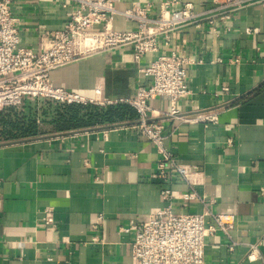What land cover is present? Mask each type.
I'll use <instances>...</instances> for the list:
<instances>
[{
    "label": "crops",
    "instance_id": "crops-1",
    "mask_svg": "<svg viewBox=\"0 0 264 264\" xmlns=\"http://www.w3.org/2000/svg\"><path fill=\"white\" fill-rule=\"evenodd\" d=\"M133 1L153 16L164 0H121L118 7ZM179 2L191 3L199 22L180 27L168 41L160 36L157 53L192 60L189 93L176 102L177 115L168 114L167 97L152 99L149 115L189 169V181L157 175L158 154L139 134L136 112L131 121L56 131L40 118V102L26 98L16 108L33 113L39 134L0 141V264H134V225L167 206L163 187L172 194L173 212H201L205 204L235 216L230 235L237 245L230 251L225 237L206 236L204 264H264V0L238 8L223 0ZM76 5L13 0L20 46L44 48L47 34L61 29ZM112 26L133 28L122 16ZM156 54L136 60L131 47L98 52L51 70L50 78L97 106H116L150 82L140 69ZM204 110L216 113L215 123L183 122ZM192 191L204 204L178 198ZM251 244H257L255 259L247 257Z\"/></svg>",
    "mask_w": 264,
    "mask_h": 264
},
{
    "label": "built area",
    "instance_id": "built-area-1",
    "mask_svg": "<svg viewBox=\"0 0 264 264\" xmlns=\"http://www.w3.org/2000/svg\"><path fill=\"white\" fill-rule=\"evenodd\" d=\"M74 1L77 5L64 26L49 32L48 44L34 51L19 44V18L13 11V0H0V110L7 106L18 107L26 98L93 104L92 99L55 86L50 78L51 70L98 52L124 47H131L134 59L139 60L144 54L158 52L160 36L168 41L180 27L199 22L193 5L179 0L162 1L153 16L137 1L124 9L118 7L121 0ZM245 1L223 0L224 4L235 8ZM223 15L221 19L229 18ZM116 16H122L133 28L114 29L112 22ZM207 22L211 36H216L215 20L210 17ZM191 62L176 52L157 53L148 66L140 69L150 82L138 85L133 97L121 100L135 110L139 134L155 147L158 154L156 173L164 182H188L189 169L165 145L162 126L150 121L149 102L167 97L171 105L168 114L177 115L176 102L189 93L186 67ZM216 119L212 110L182 117L183 122L203 124L215 123ZM160 194L167 200V206L134 225V236L129 243L134 264H204L205 237L213 234L225 237L230 251L237 245L230 235L235 222L233 214L212 212L194 191L180 194L178 198L198 199L204 204L203 210L176 213L170 207L169 188H161ZM46 221L49 222L50 217ZM257 255V244H251L247 257L255 259Z\"/></svg>",
    "mask_w": 264,
    "mask_h": 264
},
{
    "label": "trees",
    "instance_id": "trees-1",
    "mask_svg": "<svg viewBox=\"0 0 264 264\" xmlns=\"http://www.w3.org/2000/svg\"><path fill=\"white\" fill-rule=\"evenodd\" d=\"M39 102L40 118L56 131L135 120V110L125 103L101 107L90 103H53L46 99ZM38 125L33 113L25 114L14 106L4 107L0 110V141L35 136L40 131Z\"/></svg>",
    "mask_w": 264,
    "mask_h": 264
},
{
    "label": "water",
    "instance_id": "water-1",
    "mask_svg": "<svg viewBox=\"0 0 264 264\" xmlns=\"http://www.w3.org/2000/svg\"><path fill=\"white\" fill-rule=\"evenodd\" d=\"M29 139H33V138H27V139H22V140H17V141H14V142H18V141H27Z\"/></svg>",
    "mask_w": 264,
    "mask_h": 264
}]
</instances>
